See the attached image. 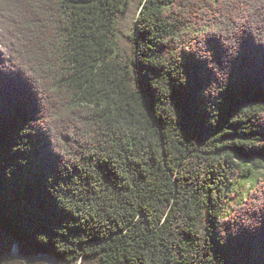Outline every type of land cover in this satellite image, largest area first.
Returning a JSON list of instances; mask_svg holds the SVG:
<instances>
[{
    "label": "trees",
    "instance_id": "16d2710c",
    "mask_svg": "<svg viewBox=\"0 0 264 264\" xmlns=\"http://www.w3.org/2000/svg\"><path fill=\"white\" fill-rule=\"evenodd\" d=\"M41 256L264 264V0H0V264Z\"/></svg>",
    "mask_w": 264,
    "mask_h": 264
},
{
    "label": "water",
    "instance_id": "95a60500",
    "mask_svg": "<svg viewBox=\"0 0 264 264\" xmlns=\"http://www.w3.org/2000/svg\"><path fill=\"white\" fill-rule=\"evenodd\" d=\"M15 252H16V253H15L16 256H18L19 250H18L17 245H16V248H15ZM32 260H35V261H44L45 263L56 264V261L53 260V259L50 258V257H43V256H41V257H35V258H33Z\"/></svg>",
    "mask_w": 264,
    "mask_h": 264
},
{
    "label": "rangeland",
    "instance_id": "374dc122",
    "mask_svg": "<svg viewBox=\"0 0 264 264\" xmlns=\"http://www.w3.org/2000/svg\"><path fill=\"white\" fill-rule=\"evenodd\" d=\"M130 23H131V21H130ZM254 183H255V178L246 179V180L243 181V187L246 188V189L251 188ZM15 248H16V246H15ZM47 264H51V263H47Z\"/></svg>",
    "mask_w": 264,
    "mask_h": 264
}]
</instances>
